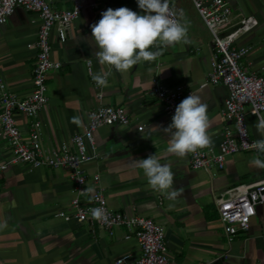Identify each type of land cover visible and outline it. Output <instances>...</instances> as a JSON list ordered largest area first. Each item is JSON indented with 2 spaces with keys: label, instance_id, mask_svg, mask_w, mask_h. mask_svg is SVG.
Instances as JSON below:
<instances>
[{
  "label": "crops",
  "instance_id": "crops-1",
  "mask_svg": "<svg viewBox=\"0 0 264 264\" xmlns=\"http://www.w3.org/2000/svg\"><path fill=\"white\" fill-rule=\"evenodd\" d=\"M52 8H67V0H48ZM80 14L74 19L63 42L50 33V58L59 62L47 75V102L39 117L45 141L56 145L79 131L88 111L95 105H122L127 125L102 126L93 132L96 157L84 164L86 185L93 187L92 175L105 194L107 206L128 215L149 217L162 225L172 264H264V204L256 206L244 231L227 240L218 220L215 198L233 185L249 183L264 176V170L250 166L256 155L240 151L224 157L220 169L203 170L190 167L184 158L167 152L170 139L160 128L171 123L172 115L162 111L151 92L154 82L173 86L181 83L184 98L198 95L208 105L209 134L212 144L207 153L218 151L221 132L227 122L219 111L227 95L223 85H202L213 54L211 36L190 0H171L183 11L188 26V42L163 50L156 61L143 62L127 72L112 70L107 87H101L100 101L95 98L91 74L100 70L91 41V25L108 8L128 7L142 14L137 0H83ZM227 22L218 27L220 35L235 28L245 16L256 24L239 34L234 45L247 46L242 67L255 70L264 65V0H229ZM39 20L36 13L15 8L0 24V82L6 90L20 97L31 89ZM90 61L91 74L86 71ZM183 98V99H184ZM247 107H245V110ZM264 115V110L260 112ZM73 117H80L74 123ZM21 134L26 135L28 119L15 115ZM257 117L245 114L249 136L264 139L256 129ZM156 154L174 173V188L182 196L169 201L147 184L143 171L133 159ZM11 156L7 142L0 138V162ZM72 182L65 168H29L9 164L0 170V264H114L116 257L139 253L133 238L124 239L123 227L108 235L102 228L85 226L73 220L54 217L56 209H67ZM170 205H173L170 207Z\"/></svg>",
  "mask_w": 264,
  "mask_h": 264
},
{
  "label": "built area",
  "instance_id": "built-area-1",
  "mask_svg": "<svg viewBox=\"0 0 264 264\" xmlns=\"http://www.w3.org/2000/svg\"><path fill=\"white\" fill-rule=\"evenodd\" d=\"M67 1V8L56 9L50 6L48 0H0V24L5 22L15 8L34 12L39 20L36 38L32 43L35 62L30 92L20 97L6 90L0 82V138L7 142L11 153L7 161L0 162V170L13 163L24 164L29 168H65L72 182L71 197L67 209H56L54 217L63 221L73 220L85 226L96 225L110 236L115 228H125L123 238H133L139 253L134 258L128 252L123 253L115 258L114 264H172L161 224L149 217L128 215L109 208L102 188L97 185V174L92 175L94 191L90 194L83 191L89 187L86 185L83 166L97 156L93 132L102 126L127 125L129 117L122 105L98 103L88 111L80 130L71 134L67 140L49 145L44 139L39 114L47 102V75L60 65L50 58V33L53 30L57 40L63 42L83 7V0ZM190 1L209 31L213 46L209 70L202 85L226 87L227 95L219 115L227 124L221 132L216 153L209 154L199 149L189 153L188 160L193 169H220L228 154L240 151L256 154L252 147L256 140L249 136L245 114L257 117L253 112L264 110V65L255 70H245L240 60L248 54L249 48L234 45L237 36L249 31L256 20L250 15L245 16L235 28L220 35L218 27L227 22L230 13L229 0ZM85 65L87 73L91 74L90 61L86 60ZM93 84L96 89L94 96L99 102L101 87ZM184 89L181 83L164 86L154 82L151 92L161 104L162 111L173 116L176 106L186 94ZM16 114L28 119L25 136L16 124ZM214 203L224 235L227 240H231L237 231L247 229L249 219L255 215L256 206L264 204V176L253 182L231 186L218 194ZM95 207L105 209L108 217L106 221H97L91 217L89 210ZM262 215L264 220V213Z\"/></svg>",
  "mask_w": 264,
  "mask_h": 264
},
{
  "label": "clouds",
  "instance_id": "clouds-1",
  "mask_svg": "<svg viewBox=\"0 0 264 264\" xmlns=\"http://www.w3.org/2000/svg\"><path fill=\"white\" fill-rule=\"evenodd\" d=\"M137 4L142 14L128 7L108 8L91 25V41L96 49L93 55L101 66L91 78L100 87L108 86L113 69L127 72L143 62L156 61L168 47L188 42L183 11L172 6L171 0H137ZM253 113L257 116L255 127L264 136V115L258 111ZM72 121L81 122L80 117H73ZM209 126L208 105L200 96L191 93L176 106L171 123L160 128L170 136L167 152L184 158L209 147L212 144ZM252 147L256 155L250 160V166L264 170V139L254 141ZM132 163L143 171L153 191L173 202L182 196L181 188L173 187L172 168L167 163L162 164L156 154L133 159ZM83 191L90 194L94 189L86 187ZM89 211L97 221L108 219L103 207ZM4 227H7L6 223L0 224V228Z\"/></svg>",
  "mask_w": 264,
  "mask_h": 264
},
{
  "label": "rangeland",
  "instance_id": "rangeland-1",
  "mask_svg": "<svg viewBox=\"0 0 264 264\" xmlns=\"http://www.w3.org/2000/svg\"><path fill=\"white\" fill-rule=\"evenodd\" d=\"M219 33V32H218Z\"/></svg>",
  "mask_w": 264,
  "mask_h": 264
}]
</instances>
